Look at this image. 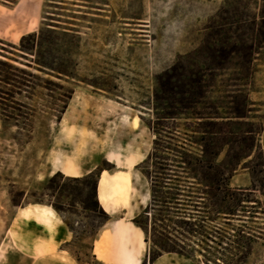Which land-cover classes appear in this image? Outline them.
<instances>
[{"label": "rangeland", "instance_id": "374dc122", "mask_svg": "<svg viewBox=\"0 0 264 264\" xmlns=\"http://www.w3.org/2000/svg\"><path fill=\"white\" fill-rule=\"evenodd\" d=\"M21 1L27 2L22 9L14 5L16 0H0V61L25 73L0 66V74H8L12 80L0 83V242L18 211L1 246L0 264H10L14 256V234L19 223L32 221L19 217V209L30 205L59 209L57 213L53 208L75 237L66 250L81 264H124L127 249L136 251L134 234H130V242L122 235L113 241L106 234L97 248L98 260L92 261L89 254L92 237L108 215H114L105 212L97 201L100 173L130 170L134 174L135 169L148 184L143 173H152V165H183L171 151L157 154L169 159L166 162L155 157L144 162L152 151L156 131L161 135L160 146L169 145L174 150L186 144L197 152L188 147L192 134L183 126L191 122L190 111L178 104L182 96L187 97L181 93L184 84L196 75H205L202 81L209 101L231 108L234 102L239 104L247 98L244 112H249L244 121L263 126L264 111L258 106L264 102H253L251 94L264 92V76L260 74L264 72V0ZM31 4L42 10L41 25L34 32L55 31L53 46L50 50L42 46L36 57L24 55L18 48L20 31L35 26V21L22 20L23 16L31 17ZM63 30L68 34L63 35ZM36 61L61 65L68 77L57 79L55 74L41 73ZM169 85L174 90L171 96L166 92ZM225 112L218 111L221 117ZM166 114L174 118L162 120ZM133 116L139 121L134 133H142L138 141L144 143L145 158L130 168L122 163L117 166L116 161H122L126 154L119 145L128 142L124 134ZM55 158L93 167L90 173L97 180L96 200L91 182L75 180L84 176L73 178L59 173L61 176L50 186L53 189L46 190L51 179L46 175L50 166L53 170ZM242 165H260L264 170V158L250 157ZM138 175L135 186L141 197L147 187L138 181ZM257 180L259 186L263 180L261 176ZM250 181L248 171L238 169L230 187L249 188ZM257 190L259 204L245 203L239 218L220 216L212 220L204 197L191 201L184 198L177 206L181 216L178 223H173L177 219L173 214L160 218L170 227L168 237L162 232V243L190 253H165L166 258L173 259L169 264H264V197L260 194L264 193V184ZM145 195L146 205L134 218L148 206L150 195ZM152 216L150 213L143 221L150 222ZM37 224L53 235L54 228ZM130 225L143 239L141 229L132 221ZM238 233L252 235L250 254L243 261L239 259L241 249L231 242ZM141 248L145 251L146 244ZM150 248L148 242L139 264H150ZM35 250L46 256L54 248L42 243Z\"/></svg>", "mask_w": 264, "mask_h": 264}, {"label": "trees", "instance_id": "16d2710c", "mask_svg": "<svg viewBox=\"0 0 264 264\" xmlns=\"http://www.w3.org/2000/svg\"><path fill=\"white\" fill-rule=\"evenodd\" d=\"M264 18V15H262ZM54 30H40L38 33H29L24 35L19 40V51L24 55L36 57L37 51H41L45 46L50 50L54 44ZM66 30L62 34L67 35ZM46 34V36H45ZM257 46V45H255ZM258 48H262L258 46ZM252 50V47L250 48ZM254 50V44H253ZM250 62V59H249ZM39 72L46 75H53L57 79L68 77V73L61 66L54 67L48 63L35 62ZM0 66L19 72L25 75L24 71L19 70L11 65H7L0 61ZM175 70V66L172 71ZM199 75L190 77L184 84L181 90L182 96L178 104L183 106L184 109L190 111V123L183 126L190 129L192 134V141L188 147H192L197 152L187 148V145L176 146L171 149L167 146H160V133L156 131L157 138L153 142V148L144 162L151 160L155 157L157 160L166 162L169 159L166 157L158 156L157 154H167L168 151L174 152L180 159L183 165H152L153 172L143 173L144 177L148 180L150 200L148 206L143 212L133 219V223L139 227L144 235L145 241L151 242V248L147 255L148 262L153 263L158 257L165 253H175L184 256H190V253L182 247L165 246L161 241L163 233L170 235L167 225H164V215H175V223H178V218L181 217L178 212V207L187 198L189 201L195 198L204 197L208 201V209L212 215V220L217 217L222 218H239V213L242 212L245 203H252L253 205L259 204L256 199L258 187L264 184V170L260 169V165H242V162L250 157L253 159L257 156H263L262 150L258 143V136L262 130L261 124L244 121L247 119L249 111L244 112V108L248 109V99L245 98L241 103H235L234 106L229 108L224 105L214 104L206 97L208 91L205 84H203V77ZM215 76V75H214ZM212 77V76H211ZM12 80L8 74H0V83L9 84ZM18 83V82H17ZM22 85V83H18ZM172 85L166 88V92L171 96L174 94ZM235 100V97H230ZM169 99H173L170 97ZM199 108V109H198ZM219 110H225V117H221L218 113ZM170 114L161 117L162 120L172 119ZM158 119V122L161 120ZM161 125V124H160ZM162 126V125H161ZM161 148V149H159ZM223 159L219 160L221 155ZM262 166V165H261ZM178 169V170H176ZM238 169H245L250 175V187H230V181L237 173ZM61 175L59 173L53 175L49 180L46 190H52L50 187L54 181ZM261 176L262 183L258 186L260 181L257 180ZM80 180L83 183L89 184L93 189V199L96 200V177L93 173L82 177ZM260 194L264 197V193ZM195 206V205H194ZM193 206V208H195ZM58 213V208L52 206ZM150 222L145 223L144 217L150 215ZM188 218L191 213H188ZM166 221L171 222L169 219ZM159 223L161 225H159ZM185 224L192 226L189 221ZM236 244L237 249H241L239 257L243 261L250 254V243L252 242V235L244 237L239 234L231 241ZM245 250V251H244Z\"/></svg>", "mask_w": 264, "mask_h": 264}, {"label": "crops", "instance_id": "0c3cea01", "mask_svg": "<svg viewBox=\"0 0 264 264\" xmlns=\"http://www.w3.org/2000/svg\"><path fill=\"white\" fill-rule=\"evenodd\" d=\"M24 3L27 2L22 3L21 0H16V3L14 5L15 6L20 5L22 9ZM30 10H31V17L26 18V16H23L22 20L25 18L27 22L35 21V26L32 27V29H26L20 31L18 39H20L22 36L26 34L34 32L38 28V26L41 25L42 10H40V7L37 4H31ZM0 39H3L1 35H0ZM256 74H258V72H256ZM260 74L264 76V72H260ZM251 96H252L251 98H253L252 99L253 102H264V92L262 91L252 92ZM258 107L264 111V105ZM131 120H133V118ZM138 127H139V121L137 126L133 130H130L127 132V134H124V136L128 137V142L126 141L127 143L126 142L122 143L119 146L121 151L125 152L126 154L122 158V161H116L117 166L120 165L121 163L125 164L126 166L129 165V167L130 165L134 166L141 162L140 160H137L139 157L143 156L145 158L144 143L142 141H138V139L142 137V133L139 134L134 133ZM130 134H131L132 142H130ZM258 142L264 154V124L262 126V130ZM55 166L61 170L60 173L64 174L67 177H73V178L85 176L90 172H92L93 170V167H90L89 165H78L77 162L69 158H64V159L55 158L53 162V168ZM51 169L52 166L49 167L46 178L50 177ZM63 170L67 171L68 174H65ZM133 172L135 174V176L133 174L134 177L133 181L136 184L137 179L135 177L138 174L136 173L135 169ZM102 173L104 172H101L100 174ZM137 178L138 181L144 184V187L145 186L147 187L141 192V197L145 196V194L150 195V192L148 190V184L146 181H144V178L141 175H138ZM137 191L139 192L138 189ZM44 207L48 208L49 206H44ZM111 207H113L112 210L113 212L109 214H114V215H108L109 218L106 221V223L103 225L100 231H98L92 237V243L90 245V250H89L90 257L92 261L98 260L99 257L97 253V248L98 246H100L101 241L105 238L106 234H109L110 239L113 241L118 240L122 235L124 241L126 242H130V234H134L136 251L130 252V250L127 249L126 257L124 259V264H139L144 259L147 251L148 242L145 241V235L141 230L143 233V239H140V235L138 231L133 229V227L130 225V222L133 221V219L130 220V218H126L124 206H121L119 209L117 208L114 209L116 207L115 205L114 206L111 205ZM25 208L19 209V217L30 219L32 221L22 220L23 222L21 221L19 223L18 229L14 234L15 252L13 258H11L10 260V264H81L77 257H75L68 250H66V247H68L72 243V241H74L75 237L74 234L72 232H69L65 227L62 217L60 215L58 216L55 213V217L50 218L49 223H45L44 221L38 219V214L36 213H32L30 217H24L20 212ZM17 212L15 213L13 219L11 220L10 225L8 226V228L4 233V236L0 242V249L3 242L7 239L11 231L13 222L16 218V215L18 214ZM123 218L124 220H129V221H121V219L123 220ZM36 222L41 224H46V226L49 225L51 230L54 228V231L52 230L53 235H49L48 230H46L45 227H42V225H38ZM113 225H115V227H113ZM133 225L135 226L134 223ZM106 228H110V230ZM42 243H45L47 246L49 247L52 246L54 248L52 254L47 253L44 254L46 256H42L41 253L40 255L35 250V248L40 246ZM142 244H146L145 251H143L141 248ZM110 252H112V249L110 250ZM169 254L175 255L172 253ZM167 255L168 254H164L158 257L151 264H169L170 261L172 262L173 259L166 258ZM109 256L110 255L106 254V257ZM107 264H115V263H107Z\"/></svg>", "mask_w": 264, "mask_h": 264}, {"label": "bare ground", "instance_id": "6f19581e", "mask_svg": "<svg viewBox=\"0 0 264 264\" xmlns=\"http://www.w3.org/2000/svg\"><path fill=\"white\" fill-rule=\"evenodd\" d=\"M132 118L133 120L128 123L129 131L133 130L138 124L137 116H133ZM122 122L126 124V119L124 117L122 118ZM143 159L144 157L142 156L137 160L143 161ZM60 172L61 170L55 166L53 170H51L50 176L52 177L55 173ZM63 172L68 174L65 170H63ZM133 179L134 177L133 174L130 173V170H115L111 173L104 172L100 174L97 181V201L101 208L107 213H112L113 207H111V205L116 206L114 209H119L121 206H124L126 218H132L144 208L148 200L147 196L140 197L138 195ZM20 213L24 217H30L32 213H36L38 214L39 220L49 223L50 218H54L56 212L51 207L47 208L40 205H30L24 210H21Z\"/></svg>", "mask_w": 264, "mask_h": 264}]
</instances>
